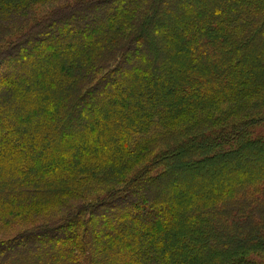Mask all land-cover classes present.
Masks as SVG:
<instances>
[{"label":"trees","instance_id":"trees-1","mask_svg":"<svg viewBox=\"0 0 264 264\" xmlns=\"http://www.w3.org/2000/svg\"><path fill=\"white\" fill-rule=\"evenodd\" d=\"M0 19V221L119 183L0 240V264H264V0H0Z\"/></svg>","mask_w":264,"mask_h":264},{"label":"rangeland","instance_id":"rangeland-1","mask_svg":"<svg viewBox=\"0 0 264 264\" xmlns=\"http://www.w3.org/2000/svg\"><path fill=\"white\" fill-rule=\"evenodd\" d=\"M76 1V0H71ZM55 7V5L53 3L50 4H42V5H36L31 7V9L27 12H25L24 14H22V16H20V19L15 20V22L11 23L10 26H12V31L10 34H5V36H7L9 39L8 42L12 41V38H15L19 33H20V29L27 26L28 23H34L36 21H39L40 18L47 16L49 13L52 12L53 8ZM26 19V20H25ZM1 19H0V23H1ZM17 21V22H16ZM18 21L20 22V24H16L18 23ZM26 22V24H25ZM17 25V27H16ZM19 27V28H18ZM1 46V44H0ZM27 59L26 55H17L14 58V63L11 65V67L8 68H4V71L9 72V71H13L16 67H18L20 65V63L25 62ZM3 64H5V62H3ZM14 65V66H13ZM1 69V68H0ZM17 69V68H16ZM252 103V102H251ZM239 107V105H237ZM230 108L228 106H221L220 108H218L219 112H227ZM261 111H263V109H261ZM255 112V116L258 114L257 111ZM211 114V113H210ZM209 115V114H206ZM217 116H220L219 113L216 114ZM211 117V115H209ZM82 123H84V121H81ZM81 124L78 125V127H80ZM259 131H262L264 134V126L258 129ZM163 132V131H162ZM171 131L167 132V134H170ZM160 133V131H159ZM150 135H147L146 138H149ZM159 150V149H158ZM158 150H155L154 152H152V154H157ZM132 160V159H131ZM148 160H152V158H148L145 162L148 163ZM146 163H138L139 166H144L146 165ZM138 164H135L130 170L127 171V174L124 177H120L124 180L125 183H128L129 180L134 177V175L139 171V168L137 167ZM184 171V170H183ZM182 177H184L185 179H187V175H182ZM90 180L88 181L87 184H85L83 186V190H81L80 192V196L81 198H71L72 200H68L69 203V207L68 205H64L62 206V203L59 204L58 206H47L45 208H42L40 211H35V212H26L25 214H21V215H11L10 217L0 221V240L2 241H8L11 240L12 238L16 237V236H20L22 233H24L26 230L29 229H34V227H38L41 225H45L46 222L48 221H53L55 219H58L59 217H61L63 214L67 213L70 208H75L74 205L75 203L77 204L79 202V200L83 203H92L97 201L99 198H102L104 196L107 195V193L110 191L111 187L119 184L116 183L117 181V177L116 174L114 172H107L106 174H104L103 176L100 175H94V176H90L88 177ZM124 183V184H125ZM78 199V200H77ZM67 203V204H68ZM94 204V203H92ZM89 207H84L83 211H87L89 210ZM91 210V209H90ZM101 222V226H104L103 224V220H100ZM250 229H251V224L247 225L245 230L247 231V235L250 234ZM237 238V237H235ZM241 252H243L245 250V248H240Z\"/></svg>","mask_w":264,"mask_h":264}]
</instances>
